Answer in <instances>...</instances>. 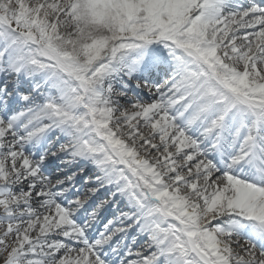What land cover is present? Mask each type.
<instances>
[{"label":"snow or ice","instance_id":"1","mask_svg":"<svg viewBox=\"0 0 264 264\" xmlns=\"http://www.w3.org/2000/svg\"><path fill=\"white\" fill-rule=\"evenodd\" d=\"M0 264H264V0H0Z\"/></svg>","mask_w":264,"mask_h":264},{"label":"bare ground","instance_id":"2","mask_svg":"<svg viewBox=\"0 0 264 264\" xmlns=\"http://www.w3.org/2000/svg\"><path fill=\"white\" fill-rule=\"evenodd\" d=\"M102 227V226H101Z\"/></svg>","mask_w":264,"mask_h":264},{"label":"rangeland","instance_id":"3","mask_svg":"<svg viewBox=\"0 0 264 264\" xmlns=\"http://www.w3.org/2000/svg\"><path fill=\"white\" fill-rule=\"evenodd\" d=\"M102 226V225H101Z\"/></svg>","mask_w":264,"mask_h":264}]
</instances>
